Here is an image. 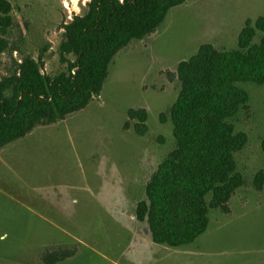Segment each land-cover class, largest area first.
<instances>
[{
  "label": "rangeland",
  "instance_id": "1",
  "mask_svg": "<svg viewBox=\"0 0 264 264\" xmlns=\"http://www.w3.org/2000/svg\"><path fill=\"white\" fill-rule=\"evenodd\" d=\"M8 1L13 26L0 80L26 57L41 56L45 76L68 73L75 57L60 50L63 25L86 14L91 0ZM260 17L264 0H186L154 33L115 55L85 109L2 148L0 264H44L54 251L74 252L57 264H264V187L254 186L264 172V85L239 84L249 103L230 123L248 143L235 154L244 185L230 212L210 209L207 231L178 248L154 243L135 215L151 176L176 148L170 111L181 91L179 63L204 44L237 49L247 21ZM141 109L148 115L143 136L129 118Z\"/></svg>",
  "mask_w": 264,
  "mask_h": 264
},
{
  "label": "trees",
  "instance_id": "2",
  "mask_svg": "<svg viewBox=\"0 0 264 264\" xmlns=\"http://www.w3.org/2000/svg\"><path fill=\"white\" fill-rule=\"evenodd\" d=\"M186 0H91L86 14L63 25L62 54L73 55L68 73L48 77L39 61L26 57L14 72L0 80V150L24 138L39 125L55 123L85 109L99 95L115 55L133 40H142L163 23L170 9ZM12 5L0 0V54L9 50ZM257 32L262 34L253 44ZM181 91L170 111L176 148L164 159L146 185V198L136 218L147 222L152 240L172 248L195 242L209 226V210L229 213L228 202L244 185L235 154L248 138L236 133L230 120L246 108L248 93L240 83L264 85V17L247 21L238 48L219 51L202 45L179 63ZM136 131L147 132L146 110H130ZM264 148V141H263ZM264 187V172L254 180ZM211 195L208 201L207 197ZM73 251L45 254L44 264H57Z\"/></svg>",
  "mask_w": 264,
  "mask_h": 264
}]
</instances>
